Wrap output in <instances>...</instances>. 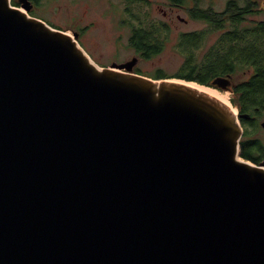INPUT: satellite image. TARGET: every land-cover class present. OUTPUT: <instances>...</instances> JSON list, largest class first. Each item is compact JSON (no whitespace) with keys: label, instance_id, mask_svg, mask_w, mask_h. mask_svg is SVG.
<instances>
[{"label":"water","instance_id":"water-1","mask_svg":"<svg viewBox=\"0 0 264 264\" xmlns=\"http://www.w3.org/2000/svg\"><path fill=\"white\" fill-rule=\"evenodd\" d=\"M137 62L0 0V264H264L248 115Z\"/></svg>","mask_w":264,"mask_h":264},{"label":"trees","instance_id":"trees-1","mask_svg":"<svg viewBox=\"0 0 264 264\" xmlns=\"http://www.w3.org/2000/svg\"><path fill=\"white\" fill-rule=\"evenodd\" d=\"M255 3L239 4L237 0H228L221 15L232 12L236 20L209 21L208 13L197 16L204 18L206 27L181 32L175 47L183 56V61L173 73L156 68L151 77L179 78L209 84L219 75H247L234 82L231 101L240 114L243 136L240 141V155L254 163L264 161V140L254 137L261 131L260 121L264 116V18L258 21L240 20L246 11L249 15L263 11ZM242 7H241V6ZM129 44L140 52L142 58H151L162 50L169 34V25L162 20H139ZM138 22V20H137ZM213 24V25H212ZM226 29L212 38L215 30Z\"/></svg>","mask_w":264,"mask_h":264},{"label":"rangeland","instance_id":"rangeland-1","mask_svg":"<svg viewBox=\"0 0 264 264\" xmlns=\"http://www.w3.org/2000/svg\"><path fill=\"white\" fill-rule=\"evenodd\" d=\"M210 0H199V5L206 8ZM227 0H213L212 4L216 11H221ZM239 4L244 5L249 3L253 4L252 8L256 5L263 7L262 0H237ZM117 7L112 8L110 4ZM118 0H80L75 6H69L68 9L63 7L51 18L52 6L57 3L49 5L48 11L44 15L49 18L45 20L49 24L66 30L69 33L77 32L79 35L78 41L89 53V55L101 66H108L112 63L125 62L133 57L135 54L134 49L128 43V37L130 35V29L127 24L123 23L121 12H124L123 4ZM166 11L168 15H164ZM132 13H138L140 18L147 20H162L171 24V29L168 34V38L164 47L160 52L152 56L151 58L144 59L139 57L135 66V72L145 75H152L156 68L163 69L166 73L175 72L183 61V56L176 49L175 44L180 32L193 31L206 27L204 20L189 19V15L184 12H178V10H170L166 0H140L136 2L131 9ZM178 13L187 21L178 20ZM78 16L79 20H74V17ZM264 15L261 13H254L248 16L249 21L263 20ZM132 24H136V20H131ZM248 23V22H246ZM217 36L213 37L216 38ZM136 56V57H137ZM247 75H234L232 82L238 81L241 78H246ZM196 82L197 81H191ZM209 86L222 95H225L228 102L233 108L231 101L232 94L224 91L220 88L212 85L202 84ZM264 120V116L261 117V121ZM262 128V127H261ZM254 137L264 140V129L254 134ZM251 161V160H250Z\"/></svg>","mask_w":264,"mask_h":264},{"label":"flooded vegetation","instance_id":"flooded-vegetation-1","mask_svg":"<svg viewBox=\"0 0 264 264\" xmlns=\"http://www.w3.org/2000/svg\"><path fill=\"white\" fill-rule=\"evenodd\" d=\"M79 1L80 0H10L11 4L15 8L20 9L28 13L29 15L40 18L42 20H49V18H47L44 15V13L48 11L49 5L52 6V3H57V5L52 6L51 18H53L54 15L58 12V10L63 7V4H64V8L68 9L69 6H72V5L75 6ZM93 1L97 2V0H93ZM118 1L123 4L124 12L123 13L121 12V14H122V17H124L125 19H123L122 22L127 24L130 29V35L128 37V40H130L137 23H140L139 20H147V19H142L140 18V15L138 13L131 12V9L134 7L136 2H139L140 0H118ZM166 2L170 10H178V12H181V13L186 12L189 15L190 20L191 19L205 20L204 18H200L197 16L198 14H201L204 11L208 13V18H209L208 20L211 22L215 20H236L235 18L231 17L232 12H228L227 15L226 14L221 15V13L225 11V7L227 6L228 0L225 2V6L221 11H216L214 9L213 4H212L213 0L209 1V4L207 5L206 8H203L202 6L199 5V0H166ZM244 5H246L245 9L247 10V4H244ZM110 6L112 8L117 7L115 5V2L113 4H110ZM257 6L260 8L258 10L263 11L264 7H260L259 5ZM163 14L168 15L166 11H164ZM248 16L249 14L246 11H244L243 14H241L240 20H243V22L246 23L248 20H251V19H248ZM177 19L183 20V21L188 20L184 18L183 16H181L179 13L177 15ZM74 20H79V17L75 15ZM131 20H136V24H132ZM166 24L169 25V32H170L171 24L167 21H166ZM225 29L226 28L223 26L221 29L215 30L214 31L215 33H213L212 38L220 34ZM134 51H135V54L133 56L136 57L138 55L139 57H141L140 52L136 51L135 49ZM135 66H133V71H135ZM232 79H233V76H232ZM233 84L234 82H232V87L234 86ZM263 121L264 120L260 121V126Z\"/></svg>","mask_w":264,"mask_h":264},{"label":"bare ground","instance_id":"bare-ground-1","mask_svg":"<svg viewBox=\"0 0 264 264\" xmlns=\"http://www.w3.org/2000/svg\"><path fill=\"white\" fill-rule=\"evenodd\" d=\"M232 77V76H231ZM190 85H193V86H195V87H197L198 89H200V90H203V91H205V92H207V93H209V94H211V95H214V96H216L217 98H219L220 100H222L223 102H225L226 104H228V105H230L231 106V104L228 102V100L226 99V97H225V95H222L220 92H218L217 90H215V89H213V88H211V87H209V86H204V85H200V83L198 84V83H196V82H191V83H189ZM231 108L236 112L237 110L235 109V108H233L232 106H231Z\"/></svg>","mask_w":264,"mask_h":264}]
</instances>
